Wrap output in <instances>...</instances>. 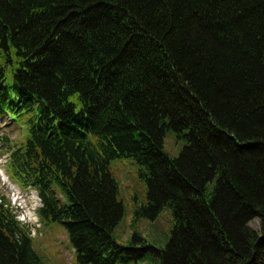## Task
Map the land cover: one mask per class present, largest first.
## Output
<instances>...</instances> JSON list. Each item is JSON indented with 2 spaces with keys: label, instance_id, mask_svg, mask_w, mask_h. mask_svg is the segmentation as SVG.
<instances>
[{
  "label": "trees",
  "instance_id": "trees-1",
  "mask_svg": "<svg viewBox=\"0 0 264 264\" xmlns=\"http://www.w3.org/2000/svg\"><path fill=\"white\" fill-rule=\"evenodd\" d=\"M22 101L11 175L81 264H264V0H0V108ZM120 160L147 185L133 228L172 216L158 245L114 244ZM0 264H43L3 207Z\"/></svg>",
  "mask_w": 264,
  "mask_h": 264
},
{
  "label": "rangeland",
  "instance_id": "rangeland-1",
  "mask_svg": "<svg viewBox=\"0 0 264 264\" xmlns=\"http://www.w3.org/2000/svg\"><path fill=\"white\" fill-rule=\"evenodd\" d=\"M18 128L11 127L7 122L4 123L3 119L0 120V138L7 136L9 137L10 142H23L26 133L24 130ZM180 141L182 144H186L185 140ZM165 145L166 150L173 156H178L180 154L181 146L173 142L172 134L168 135ZM7 152L8 151L0 143V168L4 167L6 164ZM138 170V167H136V165L130 160L115 161L111 164L112 175L119 187V200L122 202L125 212L124 219L114 234L116 241L122 245H127V241L132 236V223L136 203H144L146 199L147 185L140 179ZM24 194L25 195L22 197L28 206L31 207L35 204V210L39 208L40 203L38 200L35 199L34 203H31V198L33 197V192L31 190H24ZM0 196L4 197L9 202L12 198L9 188L4 186L1 181ZM10 204L14 214H19L17 211L18 209H15L12 206L13 203L10 202ZM39 226L40 224L38 227ZM50 226L51 227H47L46 231L43 233L35 229L32 234L34 237H37V239L33 241V247L43 260L44 264H77L75 257L73 258L72 250L69 249L71 246L69 240H67L68 237L65 228L61 225L56 226L55 224H51ZM170 226V215L167 212H163L160 214L157 221H151L150 219L140 221L137 228L139 232H143V235L147 238L148 242L158 245L165 239L167 240V238L161 236L157 241H152L149 235L151 228L157 227V229H159V234H164L169 232ZM251 227L254 229L258 228V222L254 221L251 224ZM40 230H43V227H41Z\"/></svg>",
  "mask_w": 264,
  "mask_h": 264
},
{
  "label": "clouds",
  "instance_id": "clouds-1",
  "mask_svg": "<svg viewBox=\"0 0 264 264\" xmlns=\"http://www.w3.org/2000/svg\"><path fill=\"white\" fill-rule=\"evenodd\" d=\"M12 203L13 204L18 203L19 207L24 209L22 214H20L17 217L18 220L24 222V221H27L28 219H30L31 217L34 216L36 205L33 204L31 207H27L25 200L20 196L19 192H13L12 193Z\"/></svg>",
  "mask_w": 264,
  "mask_h": 264
}]
</instances>
